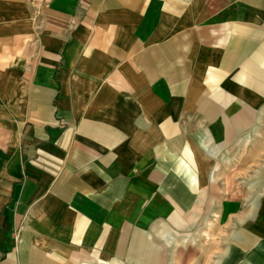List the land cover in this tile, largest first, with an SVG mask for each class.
<instances>
[{"label": "crops", "instance_id": "obj_1", "mask_svg": "<svg viewBox=\"0 0 264 264\" xmlns=\"http://www.w3.org/2000/svg\"><path fill=\"white\" fill-rule=\"evenodd\" d=\"M191 205L264 264V0H0V264H200Z\"/></svg>", "mask_w": 264, "mask_h": 264}, {"label": "rangeland", "instance_id": "obj_2", "mask_svg": "<svg viewBox=\"0 0 264 264\" xmlns=\"http://www.w3.org/2000/svg\"><path fill=\"white\" fill-rule=\"evenodd\" d=\"M179 214V221L174 223L173 232L178 233V235L186 232L185 235L189 236L194 235L197 229L199 234H197V238L194 241L179 242L177 245L182 249L189 247L191 253L194 252L196 254L197 252L200 264H208V258L212 255V250L215 247L218 250L219 247L222 248L225 245V239L220 235L217 225L214 224V220L210 216L212 213L208 208H202L201 205H195L194 207L191 205L189 211ZM177 238H180V236H177ZM174 249L176 252V246Z\"/></svg>", "mask_w": 264, "mask_h": 264}, {"label": "built area", "instance_id": "obj_3", "mask_svg": "<svg viewBox=\"0 0 264 264\" xmlns=\"http://www.w3.org/2000/svg\"><path fill=\"white\" fill-rule=\"evenodd\" d=\"M38 1L47 2V1H49V0H38Z\"/></svg>", "mask_w": 264, "mask_h": 264}]
</instances>
